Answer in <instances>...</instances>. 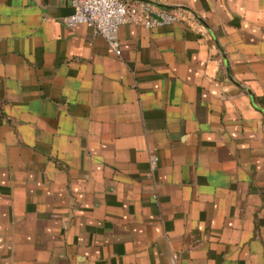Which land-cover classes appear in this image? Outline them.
Segmentation results:
<instances>
[{
  "label": "crops",
  "instance_id": "crops-1",
  "mask_svg": "<svg viewBox=\"0 0 264 264\" xmlns=\"http://www.w3.org/2000/svg\"><path fill=\"white\" fill-rule=\"evenodd\" d=\"M125 1L0 0V264H264V0Z\"/></svg>",
  "mask_w": 264,
  "mask_h": 264
},
{
  "label": "built area",
  "instance_id": "built-area-1",
  "mask_svg": "<svg viewBox=\"0 0 264 264\" xmlns=\"http://www.w3.org/2000/svg\"><path fill=\"white\" fill-rule=\"evenodd\" d=\"M73 13L64 19L70 27L87 25L96 35L103 37L109 45L121 54L119 29L132 24L152 30L168 27L177 23L195 26L196 16L182 7L161 9L149 3L129 2L125 0H69Z\"/></svg>",
  "mask_w": 264,
  "mask_h": 264
}]
</instances>
